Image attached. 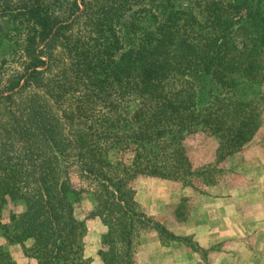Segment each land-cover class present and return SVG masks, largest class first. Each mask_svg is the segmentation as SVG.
<instances>
[{
	"label": "trees",
	"instance_id": "trees-1",
	"mask_svg": "<svg viewBox=\"0 0 264 264\" xmlns=\"http://www.w3.org/2000/svg\"><path fill=\"white\" fill-rule=\"evenodd\" d=\"M0 40L20 62L0 59V235L33 264H91L83 193L101 264H137L153 226L134 180L214 184L185 140L217 138L222 159L260 125L264 0H0ZM8 200L24 210L3 224ZM0 264H15L1 246Z\"/></svg>",
	"mask_w": 264,
	"mask_h": 264
},
{
	"label": "rangeland",
	"instance_id": "rangeland-1",
	"mask_svg": "<svg viewBox=\"0 0 264 264\" xmlns=\"http://www.w3.org/2000/svg\"><path fill=\"white\" fill-rule=\"evenodd\" d=\"M12 51L11 43L0 40V59L13 60ZM19 64L11 61L4 68L14 71ZM255 90L264 93V82L249 91ZM262 106L253 138L222 159L217 138L199 132L185 140L192 167L212 169L209 175L214 184H206L209 177L194 179L193 186L143 175L134 180L136 203L153 226L135 239L137 264H264V100ZM94 205L89 194L79 195L74 216L85 226V256L91 264H101L97 252L105 228L89 217ZM23 210L20 203L8 200L1 222L8 223L12 213ZM160 227L169 235L160 233ZM190 242L195 247H190ZM0 246L15 264H33L18 244L6 242L1 235Z\"/></svg>",
	"mask_w": 264,
	"mask_h": 264
}]
</instances>
